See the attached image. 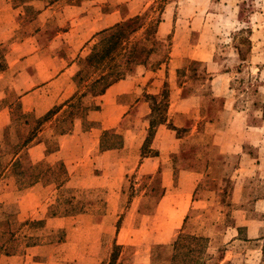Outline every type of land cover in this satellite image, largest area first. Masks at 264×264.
Instances as JSON below:
<instances>
[{
	"label": "rangeland",
	"instance_id": "obj_1",
	"mask_svg": "<svg viewBox=\"0 0 264 264\" xmlns=\"http://www.w3.org/2000/svg\"><path fill=\"white\" fill-rule=\"evenodd\" d=\"M30 1L0 0V67L18 58L10 52L17 39L41 32L36 13L52 5L47 17L52 20L37 38L51 42L59 56L28 63L47 58L58 72L75 62L61 95L73 94L63 109L49 111L36 125L59 111L56 135L70 130L74 137L50 161L39 162L46 167L34 166L37 178L45 170L40 182L49 180L50 186L40 188L33 213L16 225L9 219L14 204H0V214H8L0 251L34 254L40 264H264V0ZM117 5L133 15L92 40L68 33L71 23L83 28L87 18ZM162 20L177 29L159 31ZM221 72H228L230 81L225 77L217 89L221 97L207 104V79ZM121 79L137 87L141 105L131 104V97L115 109L95 98ZM179 86L187 87V100ZM1 93L0 108L16 102L17 89ZM198 104L204 105L203 120L196 114ZM179 105H194L189 120H176L187 127L172 125ZM95 124L105 127L99 136ZM31 127L22 125L24 132ZM213 129L233 137L234 145L241 143L239 154L221 151L222 138L214 137ZM32 139L10 137L8 145L21 149ZM50 142L58 147L60 140ZM97 143L118 150L101 155ZM97 154L101 163L91 164ZM11 156L0 158V170ZM85 156L88 161L79 167L77 159ZM18 162L26 167L19 175L27 185L33 165L26 153ZM86 204L108 213L107 224L119 216L115 226L129 240L104 248L92 260L64 262L54 244L63 239V229L44 228L42 217ZM39 244L48 246L27 248Z\"/></svg>",
	"mask_w": 264,
	"mask_h": 264
},
{
	"label": "crops",
	"instance_id": "obj_2",
	"mask_svg": "<svg viewBox=\"0 0 264 264\" xmlns=\"http://www.w3.org/2000/svg\"><path fill=\"white\" fill-rule=\"evenodd\" d=\"M35 1V0H34ZM33 0L29 2L33 3ZM16 5V4H15ZM52 5L43 6L36 13L34 21H37V26L41 27V32L29 34L23 36L20 40H16L12 46L11 56H17L16 60H5V64L0 67V94L1 92L6 90L7 88L17 89L18 96L15 103H10L1 106L0 108V158L4 155L11 152L13 156H11V160H7L1 165L0 170V204L1 206L6 207L9 204H14V209L11 211V215L9 219L14 221L16 225L19 222L24 220V215L29 216V210L33 213V209L39 204L32 205L40 197V188H45L46 186H50V181L47 180L44 182H40V178L43 175V171H41L39 178L35 176L37 169H35V165L38 167H46L45 164L41 166L39 162L50 161V157L56 153L61 152L67 147L68 140L72 139L74 135L70 134L68 130L67 132H63V134L56 135L53 127L55 126V120L59 111L52 115V118H47L46 120H42V122L38 125V120L46 115L51 110L63 109L68 103L69 99L72 97V94H69L65 97H62V91L64 90V85L69 80V78L73 75V69L75 66V62H68L61 70L55 72L54 66L46 61L47 58L57 57L58 53L51 50L53 49V44L49 42L47 39L41 37L37 38L40 33H43L46 29V24L49 23L52 19L47 17H51L49 11ZM23 13V12H22ZM133 15L132 12L123 10L122 6H115L108 11L96 15L97 17L89 20L88 24L85 26L79 27L78 24L71 23L69 25L68 33L75 35H85L84 40L93 39L94 36L100 34V31L107 30L110 27H113L117 22L122 20L123 18ZM92 22H91V21ZM176 25V24H174ZM35 28V29H36ZM159 31H170L176 30L177 28L173 23L166 24L163 20L160 21L157 25ZM91 29V30H90ZM79 33V34H78ZM43 41V42H41ZM71 44V42H69ZM16 51V52H15ZM47 57L45 59H38L36 63L29 64L28 61L31 62L30 59L33 57ZM53 58V59H54ZM191 59L194 57H190ZM198 60H202L200 58H194ZM203 61V60H202ZM27 62L25 66H15L17 63ZM50 68L52 69L50 73ZM225 77L226 83H229L230 77L228 72H221L218 74H213L209 76L207 81L210 86L209 97H207V102H212L213 105L218 97H221V94L217 93V89H219V85L224 82ZM154 81H150L147 84V81L144 82V85L147 84V89L150 88V85ZM133 82L130 80H118L111 83L105 91L101 95L95 96L99 99L103 100V102H111L114 105L113 108L118 109L119 107L125 106L128 104V99L133 97L130 101L132 104L134 102L135 105H141L142 102L139 98L138 94H135L137 89ZM187 87L179 86L178 91L182 100H187L185 98V91ZM148 92V91H147ZM149 92H152L149 90ZM223 99V98H222ZM67 101V102H66ZM224 101V99H223ZM0 103L2 101L0 100ZM196 110V114L198 115L200 120L204 119V116L201 115L203 113V106L198 104ZM61 106V107H59ZM191 106H181L179 105L175 114V118L173 119V126L176 127H187L186 124H177L176 120L179 117H183L185 120H189V115L187 114L192 110ZM225 106V102H224ZM35 119V121H34ZM18 122V124H17ZM218 126L217 122L215 121ZM211 124V125H215ZM34 124V126H33ZM18 126L17 130L13 129V126ZM22 125L27 126L31 125V128H27L25 132L23 131ZM38 126L37 128H35ZM95 127H101L97 136L100 135L102 130L105 127L95 124ZM177 129V128H176ZM214 137L224 139L223 143L218 142V144L222 145V150L227 154H239L242 149V144L234 145L235 141L233 137H228L223 134L221 129H217L216 131L213 129L211 131ZM32 137V141L29 145L17 149L11 148L9 146V138L10 137ZM59 138L60 143L57 147L56 145L50 142L51 138ZM99 142V139H96ZM97 150L102 148L100 153L101 155H106L107 153L114 154L118 149L114 147H100L97 143ZM223 146L225 147L223 149ZM232 146H235L232 148ZM100 147V148H99ZM221 151H219L221 153ZM64 152V151H63ZM26 153L31 160V165L33 168L28 171L32 177H28L31 179L27 185L20 178L21 169H25L26 167L21 165L18 161L21 160V155ZM78 166L80 167L83 163H86L87 156L83 159L78 158ZM65 163L67 160H63ZM101 163L98 154L93 156L91 159V164L94 162ZM54 162V161H52ZM95 165V166H96ZM76 165V167H78ZM20 171V172H19ZM47 184V185H46ZM194 184H198L196 181ZM44 186V187H43ZM202 199H197L194 202H202ZM31 202V205H30ZM30 205V206H29ZM90 206V207H89ZM190 208H192L190 206ZM6 211V208H4ZM184 218L189 211V207L184 209ZM28 214V215H27ZM108 213H104L102 209L94 207V205L86 204L85 207L73 211L71 207L65 208L63 212H60L55 215H48L42 218H45L44 228H62L64 232L63 239L54 243L63 253V261L69 262L77 259L79 261L92 260L93 257H97L99 253L104 248H110L114 243H127L130 235L126 232L122 233L124 229L121 227L119 229L116 228L115 223L118 219L113 220V224H107L105 222ZM8 217V214H0V229H4V225L2 221ZM182 214L174 216L173 225L177 224L181 220ZM122 234L123 237H122ZM123 239H122V238ZM122 239V240H121ZM48 246L47 244H39L34 245L27 248H45ZM1 250V248H0ZM60 252V253H61ZM42 259H37L32 255H25L24 253H10L6 254L0 251V264H40Z\"/></svg>",
	"mask_w": 264,
	"mask_h": 264
}]
</instances>
